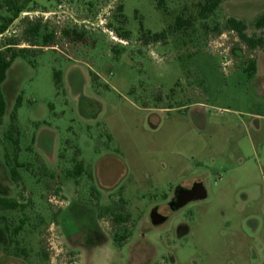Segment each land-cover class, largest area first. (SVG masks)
Instances as JSON below:
<instances>
[{
    "label": "rangeland",
    "instance_id": "obj_1",
    "mask_svg": "<svg viewBox=\"0 0 264 264\" xmlns=\"http://www.w3.org/2000/svg\"><path fill=\"white\" fill-rule=\"evenodd\" d=\"M203 3L19 0L0 50L35 56L15 60L2 88L0 197L26 208L0 210V264H264V52L224 29L235 18L264 34V0H224L207 19ZM37 11L52 15L23 17ZM19 97L17 153L5 135ZM16 153L23 190L5 163Z\"/></svg>",
    "mask_w": 264,
    "mask_h": 264
},
{
    "label": "trees",
    "instance_id": "obj_2",
    "mask_svg": "<svg viewBox=\"0 0 264 264\" xmlns=\"http://www.w3.org/2000/svg\"><path fill=\"white\" fill-rule=\"evenodd\" d=\"M5 9L8 15L0 16V36L6 33L12 24L19 18V16L24 12L25 6L19 4V0H5ZM34 1V0H30ZM224 0H204V3L200 5L199 16L201 19H207L210 15H212L220 6V4ZM164 5V0H158V6L161 8ZM123 10V8H121ZM189 22H185L180 18L176 22V28H183L186 26H190ZM253 27L256 31L264 32V14L259 16L253 23ZM43 26L41 24H32L25 32L30 38L26 40L27 43L31 44L32 47H37L36 40L40 38L41 30ZM226 31L234 32L239 40L244 44V46L249 51H255L260 49L264 52V34L261 36H249L247 34L248 26L245 22L237 20L235 18H229L224 27ZM165 33H158L151 35V39L153 42H159L163 38H165ZM42 43L44 47L52 44L54 42V34H44L42 35ZM14 44H7L3 49L0 50V128L3 125V118L6 115L7 104L2 92V88L4 83L7 81L8 72L11 69L13 63L18 58H30L35 56L34 52H29L27 49L15 50ZM258 72V64L257 60H250L248 62L247 68L245 69L246 75L251 79ZM54 81L58 90L62 87V79L60 72H54ZM21 98L19 97L16 102L15 110L11 117V126L8 133L5 135L6 140L9 141L16 149V152L19 153V144H20V133L17 127V117L16 112L17 109L21 107ZM15 158H11L8 154L5 155V163L9 169V175L11 181L17 186V188H21L23 190L22 185V177L19 173V169L24 166L18 162L17 154ZM84 173V166L80 162L76 165L73 175L75 177H80ZM26 208V204L20 203L16 199H9L0 197V210L2 211H17L23 210ZM113 221L117 225H122L128 223V216L124 217L122 214L112 213ZM6 232H9L8 226L5 227ZM21 231V228L18 227L14 230L15 234H18ZM121 241H125L126 238L122 237ZM122 247V245L120 246Z\"/></svg>",
    "mask_w": 264,
    "mask_h": 264
},
{
    "label": "built area",
    "instance_id": "obj_3",
    "mask_svg": "<svg viewBox=\"0 0 264 264\" xmlns=\"http://www.w3.org/2000/svg\"><path fill=\"white\" fill-rule=\"evenodd\" d=\"M51 15H52V13H49V12L37 11V12L32 13L31 16H30V14H23V17H30L31 20H33L34 18H38V19H44V21H47ZM13 33H15V32H13ZM5 34L10 36V31L8 30ZM110 35L112 36V39L114 41H118L116 38L113 37L112 33ZM119 43L123 44L124 42L119 41Z\"/></svg>",
    "mask_w": 264,
    "mask_h": 264
},
{
    "label": "crops",
    "instance_id": "obj_4",
    "mask_svg": "<svg viewBox=\"0 0 264 264\" xmlns=\"http://www.w3.org/2000/svg\"><path fill=\"white\" fill-rule=\"evenodd\" d=\"M55 51H57V50H55ZM57 52H60V51H57ZM60 53H61V52H60ZM61 54H62V53H61ZM13 64H14V63H13ZM12 66H13V65H12ZM72 69H73V68H69V69H68V70H69L68 72L72 71ZM10 70H12V67H11ZM10 70H9V71H10ZM258 73H259V72H258ZM258 73H257V75H258ZM8 77H9V72H8ZM7 79H8V78H7ZM6 112H7V110H6Z\"/></svg>",
    "mask_w": 264,
    "mask_h": 264
}]
</instances>
